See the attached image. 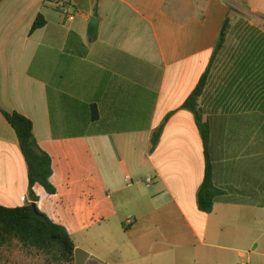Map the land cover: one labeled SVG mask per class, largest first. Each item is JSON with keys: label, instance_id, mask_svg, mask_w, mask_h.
I'll return each mask as SVG.
<instances>
[{"label": "crops", "instance_id": "obj_1", "mask_svg": "<svg viewBox=\"0 0 264 264\" xmlns=\"http://www.w3.org/2000/svg\"><path fill=\"white\" fill-rule=\"evenodd\" d=\"M233 4L240 0H2L0 205L31 202L5 110L33 122L52 158L56 194L36 185V204L71 235L73 264H264L259 245L246 247L264 217V0L243 2L247 29L237 42L227 29L199 101L214 185L225 192L209 214L197 198L203 140L182 107ZM39 16L45 24L32 31ZM40 187L61 198L52 211Z\"/></svg>", "mask_w": 264, "mask_h": 264}, {"label": "trees", "instance_id": "obj_2", "mask_svg": "<svg viewBox=\"0 0 264 264\" xmlns=\"http://www.w3.org/2000/svg\"><path fill=\"white\" fill-rule=\"evenodd\" d=\"M242 1L246 3L247 0ZM44 24L43 17L39 16L33 25L32 31L40 29ZM227 29L224 35L219 38L212 56L211 66L202 75L198 85L182 106L183 109L193 113L203 140L205 175L197 198L199 210L206 214L213 211L216 198L225 195V192L214 185V166L210 155L211 128L208 120L204 118L199 108V101L207 87L212 64L224 46ZM1 111L15 130L21 152L27 163L31 204L15 208L0 205V248L18 242L26 248H32L42 254L50 256L58 264H73L75 242L67 229L53 222L39 209L36 214L32 207V203L38 201V197L34 192L36 185L42 186L49 195L56 194V189L51 183V177L53 175L52 158L39 147L34 136V125L30 119L18 112ZM171 115L169 114L166 117L160 128L154 133V146L158 144ZM92 119H98L96 110L93 111Z\"/></svg>", "mask_w": 264, "mask_h": 264}, {"label": "rangeland", "instance_id": "obj_3", "mask_svg": "<svg viewBox=\"0 0 264 264\" xmlns=\"http://www.w3.org/2000/svg\"><path fill=\"white\" fill-rule=\"evenodd\" d=\"M233 5L235 7H232V12L229 16L230 24L228 27H230V25L232 27L229 40L231 42H237L241 38L240 35L243 34V32H245L247 29L246 19L243 18V17H247V15L245 14L246 9L244 8L242 0H240L239 5L238 4H233ZM260 21L264 23V20L260 19ZM260 26L262 28V31L264 32V25H260ZM260 132H264V129L263 130L261 129ZM40 190L42 192L41 200L45 205L44 208L47 211H52L53 209H55L56 206L55 203L60 202L61 198L48 196L42 187H40ZM61 193L63 192L61 191ZM86 195L88 196V194ZM26 201L27 199L24 201V203ZM29 204H31V202L25 205H29ZM255 237L257 240H254L253 238L252 240L248 241V245L246 247L247 249H250L252 251V248L255 245H259V248L256 251V253L262 255L263 257L261 258V260L264 261V217L259 216V224L256 227ZM0 264H58V263L54 261L50 256L42 254L32 248H26L18 242H14L11 245H6L0 248Z\"/></svg>", "mask_w": 264, "mask_h": 264}, {"label": "built area", "instance_id": "obj_4", "mask_svg": "<svg viewBox=\"0 0 264 264\" xmlns=\"http://www.w3.org/2000/svg\"><path fill=\"white\" fill-rule=\"evenodd\" d=\"M58 10L63 15L65 21H73L75 19V13L70 9L67 4H59ZM146 183L147 185H150L152 183V179H148Z\"/></svg>", "mask_w": 264, "mask_h": 264}, {"label": "water", "instance_id": "obj_5", "mask_svg": "<svg viewBox=\"0 0 264 264\" xmlns=\"http://www.w3.org/2000/svg\"><path fill=\"white\" fill-rule=\"evenodd\" d=\"M1 2H2V0H0V3H1ZM96 21H97V20L94 19V20H92V23H95ZM229 23H230V19L228 18V19L225 21L224 26H223V28H222L221 36L224 35V33H225V31H226V29H227ZM32 207H33V209H34V212L37 214V213H38V207H37V204H36V203H32Z\"/></svg>", "mask_w": 264, "mask_h": 264}]
</instances>
